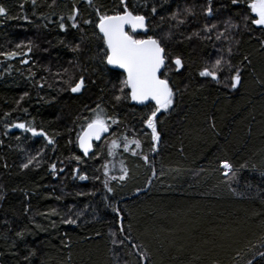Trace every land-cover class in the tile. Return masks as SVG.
I'll use <instances>...</instances> for the list:
<instances>
[{
	"label": "trees",
	"instance_id": "1",
	"mask_svg": "<svg viewBox=\"0 0 264 264\" xmlns=\"http://www.w3.org/2000/svg\"><path fill=\"white\" fill-rule=\"evenodd\" d=\"M249 2L0 0V264H264V26L251 23ZM124 7L147 17V33L131 35L162 39L161 78L179 90L157 114L156 142L144 123L154 105L130 103L127 89L117 101L124 75L99 55L97 11ZM221 57L216 80L199 75ZM97 105L109 133L85 158L76 140Z\"/></svg>",
	"mask_w": 264,
	"mask_h": 264
},
{
	"label": "snow or ice",
	"instance_id": "2",
	"mask_svg": "<svg viewBox=\"0 0 264 264\" xmlns=\"http://www.w3.org/2000/svg\"><path fill=\"white\" fill-rule=\"evenodd\" d=\"M124 0H121L123 3ZM211 2V0H210ZM232 4H236L238 0H231ZM250 12L255 15V18L251 20L253 25L264 26V0H250L248 4ZM153 12L156 11L155 8L152 9ZM186 13H191V9H185ZM207 14L210 16L212 14V9L209 7L206 10ZM78 14L77 10L74 9L73 15L69 16V20H72V28H78V24L75 22V16ZM99 17V22L96 27L99 29V33L102 34L104 47L100 49L101 63L105 65L115 66L123 69L124 79L120 81L119 91L122 95H117L115 99L120 101L124 98L125 90L127 89V96H130L131 100L138 103H143L145 101H154L155 108L151 112V115L147 117L144 121L147 128L151 129L152 141L156 142L160 139V134L157 131L156 117L157 113L170 110L174 106V96L179 90H174L170 86L168 79H161L158 73L161 72L162 68L165 66V49L162 47V39L154 38L153 36H147L146 39H137L134 35L129 34L125 31V26L129 25L133 31L140 29L146 34L148 31L147 17L141 14H133L127 7H124L122 12H117L113 15L103 14L101 15L97 11ZM176 13L173 14L175 16ZM0 16H7L6 9L0 6ZM27 19V17H23ZM247 22V17L245 18ZM85 24L90 23V21H84ZM62 31L65 30V24L63 22L59 25ZM211 28H215V25H211ZM231 28H236L238 25H230ZM209 30V26L205 27V31ZM220 38L219 36L217 37ZM19 47V45H17ZM79 45L77 44L72 50L78 51ZM31 51V47H29ZM231 49H229V53ZM11 55H16L12 53ZM27 63V61H23ZM173 63L177 70L182 67V60L180 57L175 58ZM227 63L223 57L217 59L213 65V68H204L199 75L201 77H211L213 80L217 79V70ZM229 68L232 66L228 64ZM67 72V70H65ZM230 86L235 89L241 83L240 68L234 69V73L230 75ZM68 83V81H65ZM86 86V78L81 75L78 80L75 81L74 85L71 86L70 91L72 93H80ZM93 112V118L87 123L86 128L78 134L79 146L84 150L85 154L88 153L91 147L90 140L93 136L96 139L100 138L101 132H106L108 126L103 118V113L100 111V106L97 105L96 109L91 110ZM115 123V121H113ZM14 127L23 129L24 131L31 132L33 135H37L36 129L30 126H26L24 123H17ZM39 135L44 136L48 144H53L54 141L47 137L42 131ZM127 140V137H125ZM137 147H140L139 141H132ZM117 141L113 140L109 148V155H112V149L117 147ZM125 150H128V144L124 145ZM156 145L153 144V151H155ZM35 157L30 158L26 163L21 165L22 168H28L34 161ZM76 159H79L77 157ZM221 167L224 170L223 174L225 176L235 175L232 165L224 160L221 161ZM38 166V165H37ZM53 171H55V164L51 165ZM126 171V170H125ZM105 176H107V165H105ZM87 177L81 176L80 179H86ZM115 179V178H113ZM121 180L124 176L120 177ZM105 187L108 188L107 181H105ZM108 191H112L108 188ZM2 198V194H0ZM114 212L119 214L117 209H113ZM64 223L75 224L76 221L72 219L65 220ZM123 229L121 228V232ZM23 233H17V236H22ZM115 236V233H113ZM116 244L117 240H113ZM123 244V241H119ZM135 247V246H134ZM34 254V253H32ZM141 261L147 259L146 256H140ZM251 264V262H250Z\"/></svg>",
	"mask_w": 264,
	"mask_h": 264
},
{
	"label": "water",
	"instance_id": "3",
	"mask_svg": "<svg viewBox=\"0 0 264 264\" xmlns=\"http://www.w3.org/2000/svg\"><path fill=\"white\" fill-rule=\"evenodd\" d=\"M147 22V21H146ZM98 29V28H97ZM127 30H131L132 32H134V33H142V32H144L143 30H140V29H137V30H135V31H133L132 30V28L129 26V25H126L125 26V31H127ZM98 32H99V29H98ZM100 34V33H99ZM101 36H102V34H100ZM147 37H145V38H143V39H146ZM109 68H111V69H114V70H117V71H120V72H122L123 73V69H120V68H118V67H115V66H110V65H107ZM162 70H163V68H162ZM161 70V71H162ZM161 73V72H160ZM160 73H158V75L160 76ZM124 74V73H123ZM162 79V78H161ZM130 102L132 103V104H135V105H137V106H144V105H147V104H153L154 106H155V102L154 101H145V102H143V103H138V102H136V101H133V100H131V98H130ZM87 126V125H86ZM86 126L84 127V129L86 128ZM83 129V130H84ZM82 130V131H83ZM109 133V127H108V130L106 131V132H101L100 133V138L99 139H96L95 138V136H93L92 137V139L90 140V144H91V147L89 148V150H88V153L87 154H85V152H84V150L83 149H81L80 148V146H79V141H78V139H77V147H78V149L80 150V152L85 156V157H87V156H89V154H91L92 152H93V142L94 141H99V140H101L103 137H105V136H107V134Z\"/></svg>",
	"mask_w": 264,
	"mask_h": 264
},
{
	"label": "rangeland",
	"instance_id": "4",
	"mask_svg": "<svg viewBox=\"0 0 264 264\" xmlns=\"http://www.w3.org/2000/svg\"><path fill=\"white\" fill-rule=\"evenodd\" d=\"M253 15H254V14H253ZM254 16H255V15H254ZM162 111H164V110L162 109ZM150 130H151V129H150ZM112 163H113V161H110V162H109L108 169H110V164L112 165ZM112 167H113V165H112ZM111 170H112V169H111ZM114 170H117V171L120 173V174H119L120 176L123 175V166H122L121 164H118V165L116 166V168H114ZM237 177H238V176H237ZM240 183H242V182H240ZM240 183H239V186H238V187H239V190H240V191H243V190H244L243 192L245 193L246 185H244V184L241 185Z\"/></svg>",
	"mask_w": 264,
	"mask_h": 264
},
{
	"label": "bare ground",
	"instance_id": "5",
	"mask_svg": "<svg viewBox=\"0 0 264 264\" xmlns=\"http://www.w3.org/2000/svg\"><path fill=\"white\" fill-rule=\"evenodd\" d=\"M109 15H113V14H109ZM98 22H99V21H98ZM98 22H97V23H98ZM97 30H98V29H97ZM100 36H101V35H100ZM101 37H102V36H101ZM107 67H108V66H107ZM108 68H109V67H108ZM163 68H164V67H163ZM110 69H111V68H110ZM112 70H114V69H112ZM119 72H120V71H119ZM161 72H162V71H161ZM121 73H122V72H121ZM122 74H123V73H122ZM123 75H124V74H123ZM160 78H161V73H160ZM129 100H130V96H129ZM130 103H131V102H130ZM134 105H135V104H134ZM154 107H155V106H154ZM157 114H158V113H157ZM85 126H86V125H85ZM85 126H84V127H85ZM107 126H108V125H107ZM108 127H109V126H108ZM83 129H84V128H83ZM83 129H82V130H83ZM82 130H81V132H82ZM81 132H80V133H81ZM107 135H108V134H107ZM103 138H104V137H103ZM103 138H102V139H103ZM77 139H78V137H77ZM102 139H101V140H102ZM99 141H100V140H99ZM99 141H94V142H93V148H94V143L99 142ZM76 143H77V140H76ZM77 148H78V147H77ZM78 150H79V149H78ZM93 150H94V149H93ZM79 152H80V150H79ZM80 153H81V152H80ZM81 154H82V153H81ZM82 155H83V154H82ZM89 155H90V154H89ZM83 156H84V155H83ZM84 157H85V156H84ZM87 157H88V156H87ZM87 157H85V158H87ZM74 176H76V173L74 174ZM81 176H85V175L82 174ZM81 176H80V177H81ZM85 177H86V176H85Z\"/></svg>",
	"mask_w": 264,
	"mask_h": 264
},
{
	"label": "flooded vegetation",
	"instance_id": "6",
	"mask_svg": "<svg viewBox=\"0 0 264 264\" xmlns=\"http://www.w3.org/2000/svg\"><path fill=\"white\" fill-rule=\"evenodd\" d=\"M129 31H131V30H129ZM127 32H128V30H127ZM132 32V31H131ZM129 33V32H128ZM134 33V32H133ZM142 33H144V32H142ZM130 34V33H129ZM138 34H141V33H138ZM145 38V37H144ZM143 39V38H142Z\"/></svg>",
	"mask_w": 264,
	"mask_h": 264
}]
</instances>
